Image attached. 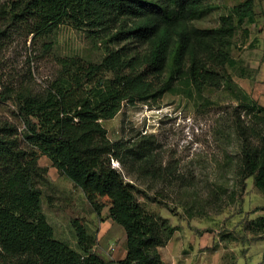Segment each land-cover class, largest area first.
Returning a JSON list of instances; mask_svg holds the SVG:
<instances>
[{"label": "trees", "instance_id": "obj_1", "mask_svg": "<svg viewBox=\"0 0 264 264\" xmlns=\"http://www.w3.org/2000/svg\"><path fill=\"white\" fill-rule=\"evenodd\" d=\"M210 1L0 0V102L12 105L22 124L20 129L0 118V173L5 176L0 182V264H163L159 249L176 228L147 212L137 195L152 199L153 192L167 199L189 181L178 175L174 161L163 162L152 134L107 139L100 121L112 119L124 104L151 106L170 94L198 105L224 91L234 101L229 115L243 178H253L264 194V108L229 73L236 66L231 56L235 31L248 35L243 25L254 19V2L230 7L216 27L194 26ZM64 18L103 45L99 62L57 57L56 70L40 85L29 69L5 76L4 52L11 44L48 36ZM37 153L88 200L111 201L114 220L125 234L121 260L98 256L96 236L74 220L75 248L55 238L42 211L38 183L46 170L38 166ZM221 195L214 190L207 203L219 206ZM258 210L264 212V206ZM249 225L264 232V216Z\"/></svg>", "mask_w": 264, "mask_h": 264}, {"label": "rangeland", "instance_id": "obj_2", "mask_svg": "<svg viewBox=\"0 0 264 264\" xmlns=\"http://www.w3.org/2000/svg\"><path fill=\"white\" fill-rule=\"evenodd\" d=\"M241 1L211 0L209 7L200 12L192 24L200 28L216 27L220 16L226 15L230 7ZM254 1L256 4L257 0ZM258 10L263 13L262 8L255 5V12ZM249 25L243 26L248 28ZM248 40L249 36L243 35L241 29L235 31L231 56L236 66L230 68L229 73L245 92L252 90V97L257 71L248 66L257 61L259 55L254 53V43L248 46ZM103 54V45L98 40L75 21L64 18L48 36L29 37L11 44L4 52V74L20 76L27 74L29 69L33 83L40 85L56 70L57 57L76 55L99 62ZM259 95L264 96V87L259 88ZM258 104L264 108L262 97ZM233 105L234 101L224 91L211 94L198 105L180 96L164 94L151 106L124 104L112 119L100 121L110 142L137 133L152 134L163 162L174 161L178 175L189 181L177 195L167 199H161L153 192H149L152 199L137 195L138 203L147 212L166 218L176 228L174 237L162 251L164 264H172L174 259L177 264L261 262L264 232L251 228L249 222L264 216V212L258 210L264 206V194L255 188L253 178H243L239 142L229 115ZM14 112L9 102H0V118L21 129L22 124ZM255 126L260 129L259 125ZM35 155L38 166L46 170L38 186L42 191V211L55 238L75 248L70 226V221L74 220L96 236L94 251L98 256L108 260L121 258L125 252V234L114 220L111 201L106 197L88 200L57 173L46 157ZM112 165L120 168L116 162ZM4 177L0 173V182ZM214 190L222 194L219 206L207 203ZM193 199L195 203L191 204Z\"/></svg>", "mask_w": 264, "mask_h": 264}, {"label": "crops", "instance_id": "obj_3", "mask_svg": "<svg viewBox=\"0 0 264 264\" xmlns=\"http://www.w3.org/2000/svg\"><path fill=\"white\" fill-rule=\"evenodd\" d=\"M254 2V19L252 21V23L249 25L248 29V35L249 36V40H248V46L251 43H254L256 45L255 47V52L257 55H259L257 61H254L253 63H250L248 67H250L253 70L257 71V75H256V82H255V86L253 87L254 92L252 94V97L257 101V103L261 102V97L264 99V96H258V91L260 87H264V0H257L256 4L255 1ZM255 5L257 6L258 9L262 8L263 13H260V10H258V12H255ZM259 13V15L257 14ZM260 40L263 42L261 43ZM247 91V90H246ZM250 91L252 92V90H248L247 93L250 94ZM175 235V233L173 234ZM172 235V237H174ZM165 245V247L160 248L159 249V253H160V257H161V261L164 264V260H163V250H165L167 248V246L169 245L170 241ZM125 255H122L121 258H117V259H103L105 261H112V262H116L118 260H121ZM115 264V263H112ZM172 264H177L176 259H174L172 261Z\"/></svg>", "mask_w": 264, "mask_h": 264}]
</instances>
